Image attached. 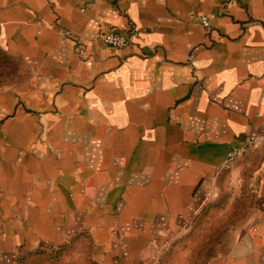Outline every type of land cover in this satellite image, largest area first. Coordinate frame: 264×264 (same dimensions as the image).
Listing matches in <instances>:
<instances>
[{
	"label": "crops",
	"instance_id": "0c3cea01",
	"mask_svg": "<svg viewBox=\"0 0 264 264\" xmlns=\"http://www.w3.org/2000/svg\"><path fill=\"white\" fill-rule=\"evenodd\" d=\"M0 49V264L81 237L150 264L245 157L252 207L209 264H264V0H0Z\"/></svg>",
	"mask_w": 264,
	"mask_h": 264
},
{
	"label": "rangeland",
	"instance_id": "374dc122",
	"mask_svg": "<svg viewBox=\"0 0 264 264\" xmlns=\"http://www.w3.org/2000/svg\"><path fill=\"white\" fill-rule=\"evenodd\" d=\"M8 68L9 64L0 63V82L14 77L4 74L10 70ZM243 163L238 186L233 185L232 170L228 169L219 179L215 195L184 231L163 238L151 252L150 264H209L214 257L225 253L230 230L245 222L253 204L249 179L256 162L245 157ZM58 248H44L47 249L44 253H34L42 250L40 248L20 249L13 264H18L21 251L25 253L24 264H99L98 251L95 252L88 238L71 241L61 252L50 251ZM26 251H34L31 252L34 254Z\"/></svg>",
	"mask_w": 264,
	"mask_h": 264
},
{
	"label": "built area",
	"instance_id": "2783aa9c",
	"mask_svg": "<svg viewBox=\"0 0 264 264\" xmlns=\"http://www.w3.org/2000/svg\"><path fill=\"white\" fill-rule=\"evenodd\" d=\"M202 22L206 26L209 25V21L207 17H202ZM97 40L102 41L107 47L113 48V49H122L127 44V37L117 31L111 30L109 32H99L97 35Z\"/></svg>",
	"mask_w": 264,
	"mask_h": 264
},
{
	"label": "trees",
	"instance_id": "16d2710c",
	"mask_svg": "<svg viewBox=\"0 0 264 264\" xmlns=\"http://www.w3.org/2000/svg\"><path fill=\"white\" fill-rule=\"evenodd\" d=\"M0 63H7L9 64V68L7 70H9L8 72L4 73L6 75H9V76H14V77H10L8 80H11V79H15L17 77H19V75L15 74L13 71H14V67L13 66H17V62H15L14 60H12L11 58H9L8 56L5 55V53L0 49ZM7 66H5V69H6ZM7 80L3 81V82H0V83H4L6 82ZM70 243V242H68ZM63 244L61 246H59V248L57 250L55 249H52L50 250L51 252H61L62 249H64L66 247V245L68 244ZM41 249V248H40ZM44 251H47V249H42V250H36L35 252L34 251H26V252H29L30 254H34V253H44ZM22 254L20 255V257L18 258V264H24V258H25V253L23 254L24 251H21ZM31 252H34V253H31ZM50 252V253H51Z\"/></svg>",
	"mask_w": 264,
	"mask_h": 264
}]
</instances>
